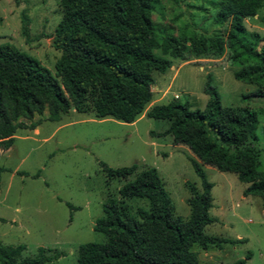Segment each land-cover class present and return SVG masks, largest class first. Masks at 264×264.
I'll list each match as a JSON object with an SVG mask.
<instances>
[{
	"label": "trees",
	"instance_id": "1",
	"mask_svg": "<svg viewBox=\"0 0 264 264\" xmlns=\"http://www.w3.org/2000/svg\"><path fill=\"white\" fill-rule=\"evenodd\" d=\"M215 23L227 24L224 33L177 36L159 34L152 18L154 0H59L61 17L52 34L59 51L53 74L37 58L8 42L0 43V148L8 149L17 129H34L40 120L26 123L47 108V119L58 121L71 109L132 123L141 114L167 120L161 132L191 152L189 161L201 181V190L189 183L187 219L175 214L173 203L155 167L137 164L111 168L102 163L108 180L127 179L119 188L122 200L103 203L95 231L103 242H87L77 250V264H199L192 246L230 241L204 231L216 221L210 216L211 188L203 165L236 175L246 183L243 195L258 196L264 209V172L261 149L255 145L259 119L248 106H223L210 74L203 92L205 106L192 109L176 99L150 104L154 72L165 73L171 58L221 56L225 51L237 66L235 79L257 85L253 95H264V36L248 31L245 18L255 16L264 0H209ZM1 20V17H0ZM22 34L27 37V22ZM261 42L260 46L258 43ZM160 50L161 54L155 51ZM167 55V56H165ZM248 96V95H245ZM147 201L132 214L123 199ZM70 208H74L69 203ZM241 241V239H237ZM25 245L0 243V264H49L64 254L39 247L24 256ZM250 252L246 258H249ZM234 264H245V259Z\"/></svg>",
	"mask_w": 264,
	"mask_h": 264
},
{
	"label": "rangeland",
	"instance_id": "2",
	"mask_svg": "<svg viewBox=\"0 0 264 264\" xmlns=\"http://www.w3.org/2000/svg\"><path fill=\"white\" fill-rule=\"evenodd\" d=\"M215 12L209 0H154L152 18L159 34L224 33L228 25L216 24ZM0 17V43L8 42L29 53L54 74L59 51L52 45V34L61 17L59 0H0ZM25 20L27 37L22 34ZM245 26L264 36V5L255 16L245 18ZM155 52L161 54L160 50ZM235 69L227 51L221 56L197 58L186 53L184 58H171V67L165 73H153L149 105L176 99L187 101L192 109H202L208 99L203 85L210 74L223 106H248L257 112L255 145L261 149L259 169L264 172V95L251 94L258 86L235 79ZM47 115L45 108L30 120L20 117L18 121L40 123L34 129H17L13 144L8 149L0 148V243L25 245L24 256H33L39 247L58 249L64 254L49 264H77L81 244L106 239L93 226L103 216L107 199L122 200L118 190L127 180H108L102 163L111 168L135 163L138 171L155 167L175 214L188 218V185L201 190V181L186 146L174 144L170 135L150 133L163 131L167 120L143 113L126 123L74 109L58 121L48 120ZM203 169L212 183L209 214L216 218L204 231L232 242L205 248L194 244L192 250L199 264H234L240 259H245V264H264V209L260 198L244 196L246 183L235 174L208 165ZM123 202L132 214L137 207L147 208L145 199Z\"/></svg>",
	"mask_w": 264,
	"mask_h": 264
}]
</instances>
